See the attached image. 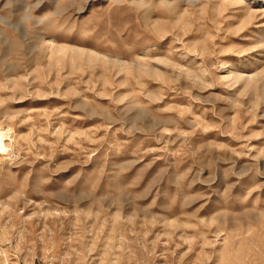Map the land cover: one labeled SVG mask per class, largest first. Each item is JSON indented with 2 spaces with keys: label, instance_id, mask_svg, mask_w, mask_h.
Listing matches in <instances>:
<instances>
[{
  "label": "rangeland",
  "instance_id": "rangeland-1",
  "mask_svg": "<svg viewBox=\"0 0 264 264\" xmlns=\"http://www.w3.org/2000/svg\"><path fill=\"white\" fill-rule=\"evenodd\" d=\"M0 264H264V0H0Z\"/></svg>",
  "mask_w": 264,
  "mask_h": 264
},
{
  "label": "bare ground",
  "instance_id": "bare-ground-1",
  "mask_svg": "<svg viewBox=\"0 0 264 264\" xmlns=\"http://www.w3.org/2000/svg\"><path fill=\"white\" fill-rule=\"evenodd\" d=\"M10 132L4 131L2 128H0V153L6 152L8 149L7 145V138H9Z\"/></svg>",
  "mask_w": 264,
  "mask_h": 264
}]
</instances>
